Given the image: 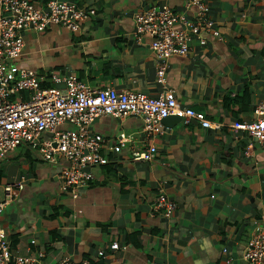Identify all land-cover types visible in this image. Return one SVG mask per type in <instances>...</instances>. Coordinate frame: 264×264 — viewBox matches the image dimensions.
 Instances as JSON below:
<instances>
[{
  "label": "crops",
  "instance_id": "1",
  "mask_svg": "<svg viewBox=\"0 0 264 264\" xmlns=\"http://www.w3.org/2000/svg\"><path fill=\"white\" fill-rule=\"evenodd\" d=\"M63 1L90 14L81 29L26 31L20 65L42 76L75 73L99 88L149 96L171 90L182 107L220 125L177 114L147 135L140 115L99 117L92 129L114 147L102 149L105 162L89 168L93 178L75 188L77 197L61 189L63 160L45 161L26 144L8 152L0 159V201L7 185L24 183L0 214L12 251H43L42 264L67 255L90 264H250L246 245L255 221L264 225V150L232 124L254 119L264 100V0H204L219 34L187 27L190 49L168 59L163 84L162 60L151 38L137 34L135 14L170 7L195 22L187 0ZM150 144L154 157L136 159ZM160 196L177 204L170 217L155 208ZM114 242L121 247L112 250Z\"/></svg>",
  "mask_w": 264,
  "mask_h": 264
},
{
  "label": "built area",
  "instance_id": "2",
  "mask_svg": "<svg viewBox=\"0 0 264 264\" xmlns=\"http://www.w3.org/2000/svg\"><path fill=\"white\" fill-rule=\"evenodd\" d=\"M186 6L195 9V22L170 7L153 6L135 14L137 34H147L151 38V46L162 60L157 71L158 81L162 84L166 80L168 59L185 55L190 49L188 28L194 32L204 29L219 34L213 28L209 6L204 0H187ZM89 15L71 1L47 0L44 6H40L34 0H0V159L26 144L38 150L45 161L63 160L59 173L61 189H73L75 197V188L93 178L89 168L105 162L102 149L114 147L107 143L104 135L92 129L93 123L101 116L125 118L140 115L147 135L161 133L164 119L177 114L186 123L196 118L204 127L220 125L202 118L193 108L182 107L171 90L149 96L112 86L99 88L87 84L75 73L51 72L49 76H42L19 64L26 31L42 32L50 25L79 30ZM47 79L54 86H43ZM255 113L254 119L237 120L232 127L236 131L249 132L264 150V100L256 106ZM125 140L121 136L120 143L124 144ZM156 150V146L150 144L134 155L136 159H152ZM23 187V181L5 187L6 198L0 201V214L14 201L16 189ZM155 208H163L170 217L177 204L160 196ZM120 247L119 242L110 245L112 250ZM105 253L104 249L99 251L102 256ZM44 256L43 251L36 256L14 253L6 230L0 226V264H42ZM244 257L250 264H264V225L259 221H255ZM51 264H90V261L79 262L67 255Z\"/></svg>",
  "mask_w": 264,
  "mask_h": 264
},
{
  "label": "water",
  "instance_id": "3",
  "mask_svg": "<svg viewBox=\"0 0 264 264\" xmlns=\"http://www.w3.org/2000/svg\"><path fill=\"white\" fill-rule=\"evenodd\" d=\"M170 116H171V115H170ZM178 116H179V118H181V117H182V116H180V115H178ZM168 117H169V116H168ZM168 117H166V118H165V120H166Z\"/></svg>",
  "mask_w": 264,
  "mask_h": 264
}]
</instances>
